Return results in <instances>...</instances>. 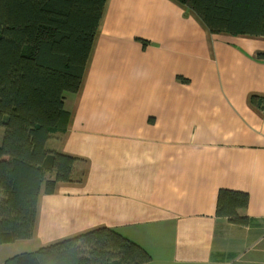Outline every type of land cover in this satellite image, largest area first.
<instances>
[{
    "label": "crops",
    "instance_id": "1",
    "mask_svg": "<svg viewBox=\"0 0 264 264\" xmlns=\"http://www.w3.org/2000/svg\"><path fill=\"white\" fill-rule=\"evenodd\" d=\"M259 53L264 36L211 33L178 0H105L66 128L47 141L76 158L73 180L42 190L32 237L2 243L0 264L103 226L143 264H264ZM220 188L248 194L247 224L216 215Z\"/></svg>",
    "mask_w": 264,
    "mask_h": 264
},
{
    "label": "trees",
    "instance_id": "2",
    "mask_svg": "<svg viewBox=\"0 0 264 264\" xmlns=\"http://www.w3.org/2000/svg\"><path fill=\"white\" fill-rule=\"evenodd\" d=\"M211 33L264 36V0H178ZM105 0H0V244L33 235L39 196L73 180L76 158L47 141L69 120ZM264 59V53L258 54ZM251 102L264 110V96ZM246 192L220 188L216 215L245 225ZM149 253L109 227H98L3 264H143Z\"/></svg>",
    "mask_w": 264,
    "mask_h": 264
},
{
    "label": "rangeland",
    "instance_id": "3",
    "mask_svg": "<svg viewBox=\"0 0 264 264\" xmlns=\"http://www.w3.org/2000/svg\"><path fill=\"white\" fill-rule=\"evenodd\" d=\"M2 136H3V128H0V142H1ZM0 245H2V244H0ZM17 245L18 244H12V245L9 244L8 247H17ZM8 249L10 250V248H8Z\"/></svg>",
    "mask_w": 264,
    "mask_h": 264
}]
</instances>
